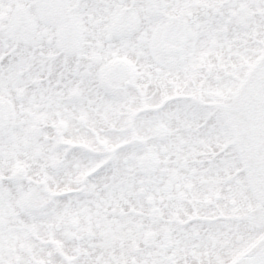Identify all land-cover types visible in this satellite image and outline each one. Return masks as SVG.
Wrapping results in <instances>:
<instances>
[{
	"label": "rangeland",
	"instance_id": "1",
	"mask_svg": "<svg viewBox=\"0 0 264 264\" xmlns=\"http://www.w3.org/2000/svg\"><path fill=\"white\" fill-rule=\"evenodd\" d=\"M195 1L15 0L11 4L10 0H0V175L16 178L0 187V264H37L35 259L65 264L61 257L54 256L50 246L41 247L29 237L28 231L17 229L22 226L36 231L45 240L51 236L60 239L70 259L80 254L76 264H224L257 234L258 228L248 224L251 218L248 212L238 221L226 215V212L239 213V202L247 204L246 208L250 204V195H244L246 191L239 182L234 186L230 181L222 188L200 174L197 165L182 164L188 151L198 152L197 159H201L199 152L203 144L218 152L230 141L229 163L239 167L233 151L235 140L227 125L218 120L214 124L204 123L206 112L200 108L195 110V117L194 113L189 117L187 109L182 110L179 103L168 105L161 113L142 111L147 104L158 105L164 100L171 92L172 83L178 93H195L192 88L203 74L197 73V59L193 66L186 56L192 48L199 55L197 64L207 53L216 64L228 70L232 68L240 75L247 69L241 68L240 55L255 58L260 52L257 46H242L255 36L264 39V17L256 15L264 7H250V0L246 3L234 0V7L220 11L224 14L221 26L230 24L238 29L237 34L230 33V40H224L216 29H206L208 21L201 11L195 10ZM7 8H12V12ZM163 14L170 18L165 19ZM226 19L227 23H223ZM239 32L240 50L231 43ZM196 35L198 45L194 44ZM170 62L173 65L168 67ZM209 67L211 70L206 71L209 81L203 86L204 101L213 102L211 99L216 98L221 101V94L227 100L234 92L232 80L224 78L215 65ZM103 85L108 88L104 89ZM137 90L145 93V100ZM130 107L138 112L134 119L138 134L149 140L152 151L148 154L139 144H130L128 135L109 131L126 130L128 118L121 117L124 114L121 110ZM116 109L121 114L119 119ZM41 123L49 128L42 129ZM201 124L203 127L193 132ZM92 130L102 133L100 142L104 146L121 145L122 149L113 158L115 162L111 163L114 173L93 178L85 196L75 194L80 197L69 203L73 208L57 199L50 206L42 204L48 197L43 192L44 184L48 183L47 188L55 191L78 189L82 175L100 160L89 152L74 149L63 161L60 155L64 150L56 148L59 145L55 141L45 143L43 138H55L56 133H61L68 141L92 148L96 143ZM129 145L138 150L126 151ZM163 148L171 149L168 161H164L171 170L167 172L168 181L172 184L170 177L176 176L182 186L184 200L177 206H173V196L164 195L159 185L153 188L159 191L158 195L152 191L146 195L153 194L155 200L161 197L165 202L149 205L140 196L143 187L136 183L146 182L144 170L149 164L151 168L162 169L159 154ZM174 157L179 159L171 165L169 162ZM224 162L220 157L215 159L211 179L228 178ZM18 177H29L41 186L32 188L36 197L29 205L24 200L26 194L16 192L21 183ZM150 185H155L152 178ZM229 188L230 204L221 193L225 189L229 194ZM219 189L221 196L216 195ZM196 190L197 196L190 197ZM100 197L105 199L104 204L100 203ZM185 198L192 201L191 206ZM84 199H89L90 204L80 202ZM217 200L222 213L213 207ZM78 201L80 206H76ZM193 207L197 215L214 222L209 225L206 221L201 224L196 221L186 228L178 227V233L183 235H177L173 247L166 248L162 234L170 228L153 225L158 221L153 218L151 222L146 215L168 218L173 213L188 218ZM134 210L139 212V217L133 214ZM56 224L62 226L61 231L54 230ZM192 232L196 238L187 234ZM124 241L131 247L135 244L138 254L124 250L125 246L119 249ZM159 243L165 247V253L160 251ZM48 254L52 256L48 258Z\"/></svg>",
	"mask_w": 264,
	"mask_h": 264
},
{
	"label": "flooded vegetation",
	"instance_id": "2",
	"mask_svg": "<svg viewBox=\"0 0 264 264\" xmlns=\"http://www.w3.org/2000/svg\"><path fill=\"white\" fill-rule=\"evenodd\" d=\"M215 1L216 0H196L194 3H193V6H194V8H195V10L198 12H202V13H206V16L204 17L207 21H208V25H207V29H208V31H212V30H214V22H213V20L212 21H209V17H210V12H215L216 11V4H215ZM245 3H246V0H243ZM248 1V0H247ZM249 5H250V7H253V6H258V5H261V8L262 7H264V0H254V2H253V0H250V2L248 3ZM196 12V13H197ZM201 13V14H202ZM199 14V13H198ZM191 16V15H190ZM202 17H203V15H202ZM198 36L196 35V37H195V39H196V43H194V44H197L198 45V42H197V38ZM195 47H196V45H194ZM170 52V51H169ZM191 53H186V56H188V58H189V60H190V62H192V63H194V60L195 59H197V61H198V53L194 50V48H192L191 49V51H190ZM165 61V60H164ZM197 61H196V63H195V65H197ZM175 63H176V61H174ZM214 61H213V59L211 58V56L209 55V54H205V57H204V59L201 61V64H203V65H205V67H203V68H197L196 70H197V73L199 72V73H202L203 75L202 76H208V72H206L208 69H209V64L210 63H213ZM170 65H173V62H170L169 63V66L168 67H170ZM263 65H264V55H261L260 57H256V58H252V57H250L249 59H248V65H247V67L250 69V70H252V74L253 75H257L260 71H262V68H263ZM164 66H166V61L164 62ZM171 69V68H170ZM204 73H205V75H204ZM101 83L103 82V80H101L100 81ZM104 83V82H103ZM169 86V85H168ZM104 89H107L108 87H107V85L105 86V85H103L102 86ZM170 89H171V91L173 90V86H171L170 85ZM193 89V88H192ZM191 90V88L188 90V91H190ZM190 104V101H188L187 102V104H186V106H188ZM169 151H171V149L169 150L168 148L166 149V148H163L162 150H161V153L159 154L162 158H161V161H160V164L161 165H163V167H162V169H160L159 167H156V168H151L152 166L149 164L148 166H147V169L146 170H144V174L146 173L147 175H148V177H150V178H152V181L155 183V185H150V181L149 180H146V182L145 181H142V183H140L142 186H144V189L141 191V194H143V195H145L146 193H148V192H151L152 191V193L156 196V195H158V192L159 191H156V189H153L154 187H158V185H159V188H161L162 187V193L164 194V195H169V194H171L172 196H173V199H172V203H173V206H177L179 203H183V200H184V198H183V194H181L182 192L180 191L181 189L180 188H182V186H181V182L179 183L178 182V180H177V177L176 176H173L172 177V182L173 183H175V182H178L177 184V186H175V187H173V189H171L172 188V184L168 181V175L170 174H167V172H169V171H171L170 169H167V166H169V164H165L164 163V161H168V159H167V156H168V152ZM196 153V152H195ZM195 153H192V151H188L187 152V154H186V159L185 160H183V162H182V164L184 165V164H186L187 162H188V160H193L194 158H196L197 157V153L195 154ZM148 154V153H147ZM195 154V155H194ZM192 155H194V156H192ZM179 158L178 157H174V158H172L171 160H170V164L172 165V163H177V160H178ZM133 170V169H132ZM172 170H174V169H172ZM198 171L200 170V171H202L201 170V167H198V169H197ZM217 174V173H216ZM219 175V174H218ZM206 177H208L209 178V182L210 183H212V184H218L217 186H221L222 188L224 187V186H226V185H221V183H220V181L219 180H217V179H211L210 178V174L209 173H207L206 174ZM184 180V178H182L181 179V181H183ZM156 182L158 183V184H156ZM211 190H209V192H210ZM220 192V189L219 190H217V193H216V195H220L221 196V194L219 193ZM192 193H193V195H191L190 197H193V196H197V190L194 192V191H192ZM221 193H223L222 195H223V197L226 199V200H228V203H230V188H229V194H227V191L225 190V189H222L221 190ZM215 195V192H214V194L212 195V196H214ZM144 197V196H143ZM229 198V199H228ZM187 198H185V200H186ZM102 202L104 201V199H102L101 200ZM147 202H148V204H153V199H152V197H150V196H147V200H146ZM157 202H158V204L159 203H161V202H165V200L164 199H162L161 197H157V200H156V204H157ZM219 203V202H218ZM219 204H221V203H219ZM239 206H244V202H239ZM162 212V211H161ZM163 214H164V212H162ZM112 216H115V213L113 212L112 214H111ZM164 217V216H163ZM168 219H178V220H180V221H183L184 219H187V218H183L182 216H176L175 214H173V213H169V216H168ZM172 224H170V225H166V226H168L169 228H170V230L169 231H165L163 234H162V237H163V242H164V245H165V247L166 248H171V247H173V243H174V239L177 237V235L179 236V237H181L182 235H183V233H181V234H179L178 233V231H177V224L176 223H174L173 221L171 222ZM165 224H163V228H165L166 229V227L164 226ZM182 231V230H181ZM184 234H186V233H184ZM189 236H190V238H196L197 237V235L195 234V233H187ZM160 242H161V240H160ZM127 241H124L123 242V246H121V247H119V249H123V247L125 246V249L124 250H130V245L129 244H127ZM162 244V243H161ZM131 252H132V250H130ZM133 253V252H132Z\"/></svg>",
	"mask_w": 264,
	"mask_h": 264
},
{
	"label": "water",
	"instance_id": "3",
	"mask_svg": "<svg viewBox=\"0 0 264 264\" xmlns=\"http://www.w3.org/2000/svg\"><path fill=\"white\" fill-rule=\"evenodd\" d=\"M262 104L263 107L262 109L264 110V98L262 99ZM262 128L259 133L260 141L262 142V147L261 149L264 151V114L262 117ZM258 136V135H257ZM256 145L258 144V139H256ZM264 160V157H263ZM264 165V163H263ZM251 255L247 257L246 261L244 264H264V240L259 243L253 251L250 253Z\"/></svg>",
	"mask_w": 264,
	"mask_h": 264
},
{
	"label": "bare ground",
	"instance_id": "4",
	"mask_svg": "<svg viewBox=\"0 0 264 264\" xmlns=\"http://www.w3.org/2000/svg\"><path fill=\"white\" fill-rule=\"evenodd\" d=\"M202 59V58H200ZM199 59V60H200ZM264 235V228L262 230H260L257 234H255L254 236H251L250 241L244 245L236 254H234L230 259H228L224 264H230L232 263V261H234L239 255H241L244 251H246V249H248V247L255 242L257 239H259L260 237H262Z\"/></svg>",
	"mask_w": 264,
	"mask_h": 264
}]
</instances>
